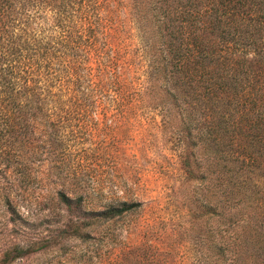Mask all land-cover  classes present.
<instances>
[{
  "label": "trees",
  "instance_id": "trees-1",
  "mask_svg": "<svg viewBox=\"0 0 264 264\" xmlns=\"http://www.w3.org/2000/svg\"><path fill=\"white\" fill-rule=\"evenodd\" d=\"M0 96L13 113L4 126L39 142L50 169L64 143L91 135L74 123L88 112H158L186 177L209 174L206 220L264 215V0H0ZM22 148L9 156L33 153ZM63 188L59 204H85L87 191ZM140 207L105 203L64 227L93 232ZM262 238L221 242L210 262L261 264Z\"/></svg>",
  "mask_w": 264,
  "mask_h": 264
},
{
  "label": "rangeland",
  "instance_id": "rangeland-1",
  "mask_svg": "<svg viewBox=\"0 0 264 264\" xmlns=\"http://www.w3.org/2000/svg\"><path fill=\"white\" fill-rule=\"evenodd\" d=\"M2 98L0 264H211L221 242L245 236L254 242L258 235L264 241V215L231 227H224L220 218L206 220L200 204L209 197V174L202 167L198 179L186 177L158 112L143 110L140 118L124 121L110 112H88L89 119L74 123L91 135L64 143L63 164L50 169L45 155L35 154L41 150L39 142L28 135L17 141L4 126L13 113ZM11 145L33 153L10 157ZM61 187L87 191L85 204L80 209L59 204L55 191ZM119 200L140 202L141 207L93 232L88 227L78 235L64 227L78 218L91 219L92 207ZM208 236L214 240L212 250L206 248ZM258 262L264 264V257Z\"/></svg>",
  "mask_w": 264,
  "mask_h": 264
}]
</instances>
